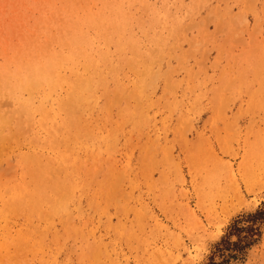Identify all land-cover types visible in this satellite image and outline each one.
Listing matches in <instances>:
<instances>
[{"label": "rangeland", "instance_id": "1", "mask_svg": "<svg viewBox=\"0 0 264 264\" xmlns=\"http://www.w3.org/2000/svg\"><path fill=\"white\" fill-rule=\"evenodd\" d=\"M263 153L264 0H0V264H205Z\"/></svg>", "mask_w": 264, "mask_h": 264}, {"label": "trees", "instance_id": "2", "mask_svg": "<svg viewBox=\"0 0 264 264\" xmlns=\"http://www.w3.org/2000/svg\"><path fill=\"white\" fill-rule=\"evenodd\" d=\"M263 227L264 201L255 211L240 215L229 225L205 264H231L233 260L243 259L261 239ZM234 236L236 239L232 241Z\"/></svg>", "mask_w": 264, "mask_h": 264}, {"label": "bare ground", "instance_id": "3", "mask_svg": "<svg viewBox=\"0 0 264 264\" xmlns=\"http://www.w3.org/2000/svg\"><path fill=\"white\" fill-rule=\"evenodd\" d=\"M253 155H254V152H253ZM251 165H252V163H251ZM251 168H252V166H251ZM252 169H253L252 171L251 170L249 171L248 169L241 166L240 169L238 170V172L240 171V176H241L240 179H238V180H240V182H238L239 183L238 186H237V184L234 185L235 189H233L232 191L229 190L230 192L227 193L225 196L226 202L224 204V206H225L224 210L227 213L229 211L230 214H232L231 213L232 210L239 209L241 207L244 208V206L246 207L247 210L251 209L250 204L246 203V200H244V198H243L244 197L243 194H241L240 185L242 186V184H243L245 187V190L250 194L256 193L257 188L255 187V184H258V186H257L258 189L264 190V153L257 160V162L253 165ZM234 176H236V175H234ZM234 176L232 177V179H234ZM232 181H234V180H232ZM236 183H237V181H236ZM219 235H220V233H218L217 237Z\"/></svg>", "mask_w": 264, "mask_h": 264}]
</instances>
